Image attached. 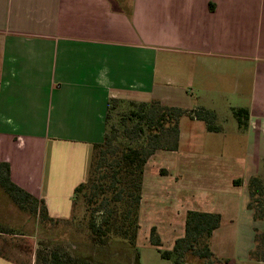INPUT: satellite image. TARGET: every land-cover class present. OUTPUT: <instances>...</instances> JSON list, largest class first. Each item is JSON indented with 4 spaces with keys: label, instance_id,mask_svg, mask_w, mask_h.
Masks as SVG:
<instances>
[{
    "label": "crops",
    "instance_id": "1",
    "mask_svg": "<svg viewBox=\"0 0 264 264\" xmlns=\"http://www.w3.org/2000/svg\"><path fill=\"white\" fill-rule=\"evenodd\" d=\"M214 96L221 103L232 97V114L249 110V128L241 129L234 115L230 128L220 125ZM110 99L205 109L216 116L215 131L185 117L203 123L205 137L224 145L238 138L248 153L264 150V0H0V162L53 219L72 216L75 189L87 182L94 145L104 141ZM183 119L179 150L159 151L145 167L137 246L143 229L149 242L156 228L171 251L189 211L215 213L222 223L212 250L230 260L216 247V234L237 188L247 191L250 178L262 175L264 159L246 154L243 178L224 183L235 158L196 149L203 141L185 134ZM158 158L168 165L153 177L166 178L169 187L149 183L148 165ZM242 197V209L253 216L249 196L244 205ZM1 200L8 201L2 193ZM173 212L176 220L161 218ZM35 239L0 236V264H35L28 241Z\"/></svg>",
    "mask_w": 264,
    "mask_h": 264
},
{
    "label": "trees",
    "instance_id": "2",
    "mask_svg": "<svg viewBox=\"0 0 264 264\" xmlns=\"http://www.w3.org/2000/svg\"><path fill=\"white\" fill-rule=\"evenodd\" d=\"M121 104L126 108L123 113L119 111ZM233 115L241 129L249 128V110L234 109ZM185 117L205 122L210 132L216 130L215 114L205 109L188 112L163 105L159 100L138 103L110 99L104 141L94 145L89 177L75 189L69 220L51 218L46 203L15 185L11 180L10 165L0 162V193L16 211L31 218L28 222H32V227L25 232L28 236L34 237L38 230L49 226H79L81 232L72 241L100 252V259H97L82 253L81 249H77L81 252H72L70 247H64L63 242L50 251L38 249L35 264H140L137 241L145 167L157 152L179 150L181 123ZM234 183L241 186L243 181ZM248 196V209L254 221L263 222L264 182L261 176L250 178ZM221 223L220 214L189 211L185 234L175 241L171 251L163 248L156 228L151 230L149 244L158 250L162 259L172 264H228L230 261L219 258L211 246ZM26 234L17 228L6 227L0 219V236ZM262 240L256 229L254 249L249 254L251 261H255ZM40 246L44 247L42 243ZM121 253L125 255L124 260L115 262L113 259ZM2 254L0 252V256Z\"/></svg>",
    "mask_w": 264,
    "mask_h": 264
},
{
    "label": "rangeland",
    "instance_id": "3",
    "mask_svg": "<svg viewBox=\"0 0 264 264\" xmlns=\"http://www.w3.org/2000/svg\"><path fill=\"white\" fill-rule=\"evenodd\" d=\"M229 96H231V94H229ZM229 96L222 99V101H224L225 103H221L215 100L216 98L215 96L212 97L213 101L215 103H218L217 108L220 110L219 114L221 116V119L219 120L220 125L227 126L228 128H230V126H232L235 123L234 122L235 118L233 119V114L230 111V104H229V103H232V101L234 100L232 99V97H229ZM227 99L229 101H227ZM234 103H236V101ZM193 106H194L193 108H195V105ZM196 106H198V103H196ZM124 110H126L125 105L121 104V106L119 107V111H121L120 113H123ZM183 120L184 121H183L182 127H183V131L185 132V134H189V135L194 134L197 137H199L200 141H203L201 144L196 145L197 146L196 149L199 150L200 148V150H202V148L205 147L204 149L208 153L225 152L229 155H232L235 158L236 169L234 172H231V175L223 176L221 178V180H223L224 183H228V181H230L231 178L232 179L243 178L245 172L241 169V165L243 163L242 159H245L244 156L246 154L247 156L251 154V156H254L257 159H261V158L264 159V152H262L264 150H260V149L250 150V153H248L246 143H244L243 145L238 138H232V139L229 138L230 141L228 142V144L224 145L222 144V142L221 143L219 142L220 139L218 140V138L210 139V138L205 137L204 131L206 127L203 123L194 124L191 122V120H188V118H184ZM184 145H185L184 150H187V149L189 150L191 147L189 146V144H184ZM167 165L168 163L164 162L163 158H158L156 160L151 161V163H149L148 175L150 174L149 177L151 176L150 178L151 181L149 180L150 181L149 183L152 186H159V187H162V186L169 187L170 186V182H168L166 178L162 180V178L160 177L156 179L153 177V174L157 167H162V166L166 167ZM259 165H260L259 169L262 175H257V176H261L264 182V160H261V164ZM195 166L197 165L195 164ZM225 187L228 188V186H225ZM224 190L226 189L224 188ZM224 193H227V191H224ZM236 195L237 196L235 197V199H233L234 200L233 208L230 209V214L226 213V215H224L225 216L224 224H223V228L221 232L216 234V239H217L216 247L222 249L225 255L227 256V258H230L229 260L230 262L228 264H264V221L255 222L254 219L252 218L253 216L246 214L245 212L246 209H242V206H241V202L243 201L242 196L246 197L245 201L243 202V205H244V203L247 202V199H248V190L244 191L242 188H237ZM194 196L198 197V193H194ZM185 199H187V201H191L192 203L194 200V198L191 196ZM229 203H231V201ZM0 217L3 219L2 223L6 227L11 226V228H14V229L17 228L19 232H23V233L28 232L27 230L32 226L31 224L32 222L29 224H26V226L18 225L15 223L17 220H24V219L25 221L26 220L31 221V218H29L28 216L25 217V216H22V214H19V212H17L15 208L7 200L0 201ZM80 217L81 218L83 217V210L80 213ZM161 218L163 220H173V218L176 220L177 216L173 212L172 215L168 214L167 217L163 214L161 215ZM256 229L259 230L260 236L262 237L263 240L260 243L261 249L259 253L255 255L254 257L255 261H251L249 259V254L254 249L253 239L255 238ZM144 230L145 229L142 230L143 233L140 235V239L138 242V245H139L138 250H139L141 259H143L144 264H172L169 261L160 260L161 256L159 255L158 250L150 246L149 242L146 240L147 236L144 235L145 232L147 234V231L146 230L144 231ZM79 231L81 232L79 226L78 227L76 226L68 227V228H65L63 225H59L56 227L49 226L48 229H41L37 231L36 239L32 241L33 243H31L30 240L28 241L35 251L40 248L41 249L46 248L48 249V251H50L52 250V248L56 246H60L61 244L63 245V242H64V245H65L64 247H70L72 249V252L73 251L81 252V251H78L81 249L82 253H85L87 256H94L97 259H100L99 250H89L87 247L84 248V246L78 244L75 241H72L73 240L72 238L78 236ZM18 243L23 245L25 241L21 239L20 242ZM41 243L44 245V247L40 246ZM52 244H56V245H52ZM163 248L167 250L166 244H164ZM247 249H251L250 252L248 253V256H247V251H248ZM124 257L125 255L123 253L117 254L116 259H113V260L115 262L116 261L119 262L120 259L124 260L123 259ZM219 258L223 259L224 257H219ZM26 259L29 260L30 257L27 258L26 256ZM35 261H36V258L34 257V262Z\"/></svg>",
    "mask_w": 264,
    "mask_h": 264
}]
</instances>
